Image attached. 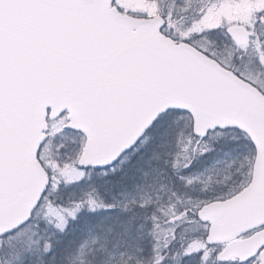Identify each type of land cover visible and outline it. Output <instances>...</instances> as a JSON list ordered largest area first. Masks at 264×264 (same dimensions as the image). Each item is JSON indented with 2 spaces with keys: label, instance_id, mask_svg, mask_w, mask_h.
<instances>
[{
  "label": "snow or ice",
  "instance_id": "6c2138e0",
  "mask_svg": "<svg viewBox=\"0 0 264 264\" xmlns=\"http://www.w3.org/2000/svg\"><path fill=\"white\" fill-rule=\"evenodd\" d=\"M0 264H264V0H0Z\"/></svg>",
  "mask_w": 264,
  "mask_h": 264
}]
</instances>
